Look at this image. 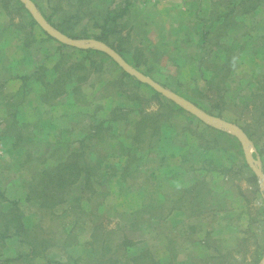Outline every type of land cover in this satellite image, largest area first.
I'll return each mask as SVG.
<instances>
[{"label": "rangeland", "instance_id": "obj_1", "mask_svg": "<svg viewBox=\"0 0 264 264\" xmlns=\"http://www.w3.org/2000/svg\"><path fill=\"white\" fill-rule=\"evenodd\" d=\"M6 1L0 264H264V0L249 13L247 0H167L177 21L155 39L139 0H116L131 3L121 59L160 89L58 29L100 35L96 12L115 0H20L33 27ZM173 177L192 185L165 187ZM202 208L205 222L178 221Z\"/></svg>", "mask_w": 264, "mask_h": 264}, {"label": "trees", "instance_id": "obj_2", "mask_svg": "<svg viewBox=\"0 0 264 264\" xmlns=\"http://www.w3.org/2000/svg\"><path fill=\"white\" fill-rule=\"evenodd\" d=\"M87 0H80V5H87ZM246 1V0H243ZM248 2L252 3L250 5H252V7H245L247 9H245L246 13H249L251 11H253L256 7V4L260 3L262 0H247ZM7 4H9L11 7L7 6V8H5V13H7V15H11L12 16V12L15 10L18 14L23 15L24 18H28L30 19V27H33V25L36 24V22L32 19V16L30 15L29 11L26 9V7L22 4V2L20 0H8L6 1ZM242 2V0H241ZM131 8V3L124 1L122 3L117 4L116 0H115V8L110 9L107 8L106 10L103 11H98L96 12V17H95V22H97L95 24V27L101 31L100 35H96V36H83V37H76L73 36L72 33L70 31L65 30L63 27L58 26V29L65 35L74 38L76 40H89V39H94L96 41H100L103 42L105 44H107L111 49L115 50L119 55H121L122 57L124 56V54L126 53V51H124L123 47L125 44L124 40L128 39L129 37L126 36L124 34V27H122L121 21L124 17L127 16V14L129 13V10ZM8 9H12L8 10ZM95 12H91V16H93ZM101 19V22L99 23L98 19ZM50 21V20H49ZM28 24V27H29ZM27 28V27H26ZM88 52V51H85ZM135 67H139V64H135ZM125 76L129 77L128 74L125 73ZM79 169V168H78ZM49 171L48 170H44L42 172V176H49ZM257 181V179H256ZM68 182L70 183V180H68V178L66 176H64V174L61 175L60 179H59V184H57L58 189L59 190H64V188L67 186ZM43 181H40V185H43ZM36 188L31 187V191H35ZM31 195V194H30ZM32 196H29L28 199H31ZM47 201H43L41 202V207H50V205L46 204ZM56 201L53 200L52 204H55ZM12 208L9 209V212L11 210H13V206L18 205L17 202L13 203L12 202ZM57 204V203H56ZM17 207V206H16ZM17 209V208H16ZM19 209V208H18ZM20 212V209H19ZM34 256V255H32Z\"/></svg>", "mask_w": 264, "mask_h": 264}, {"label": "crops", "instance_id": "obj_3", "mask_svg": "<svg viewBox=\"0 0 264 264\" xmlns=\"http://www.w3.org/2000/svg\"><path fill=\"white\" fill-rule=\"evenodd\" d=\"M139 8L137 9V11H140V13H143V15L140 17L141 20H139V22H137L138 26H140L142 24L143 27V39L145 38H150V39H155V37L157 36V38L159 37L160 34H162L163 32H165L164 27H166V25L168 26L169 24H173L174 21H177L176 19V8L178 6V4L176 2H168L167 0H139L136 4ZM135 9V8H134ZM145 22H147L148 26L145 24ZM150 28H152V30H150ZM135 30V28H134ZM156 38V39H157ZM186 176V175H185ZM164 179V178H162ZM165 187L167 186L170 187L171 190H175L177 192L186 189V187H189L192 185L191 182H188V180L182 181V182H177L176 178H167L165 179ZM202 197H200L201 199ZM202 201V200H200ZM203 201H207V198H203ZM206 203V202H205ZM204 207H206V205L204 204ZM209 210L207 208H202L200 213H196V214H189L188 210H183V212H179L178 215V221L180 223H182L181 217H184L185 222L187 221H191L193 220L194 223H197L198 225L200 224V222H205V219L209 218L210 216ZM204 225V224H203ZM209 231V229H208ZM223 231H226L225 229H223ZM229 231V230H228ZM231 232L229 231L228 234H230ZM230 237V236H229ZM80 237H77V239L79 240ZM81 239V238H80ZM229 240V238H228ZM79 243V244H78ZM75 243L76 244V248H74V250L78 249L79 251H86L87 247L85 244H81L80 242ZM229 247V246H227ZM65 250L70 249V244L69 242H67V244L65 245ZM68 255H64V253H61L59 257H57L56 261H58L61 264H67L68 262ZM47 258L49 257V255L46 256ZM51 257V256H50ZM40 259H44L40 258ZM40 259H38L37 263H41ZM48 264V263H47Z\"/></svg>", "mask_w": 264, "mask_h": 264}, {"label": "water", "instance_id": "obj_4", "mask_svg": "<svg viewBox=\"0 0 264 264\" xmlns=\"http://www.w3.org/2000/svg\"><path fill=\"white\" fill-rule=\"evenodd\" d=\"M31 11H32L33 15L37 18L36 14H35V11H34L33 9H31ZM37 20H39V18H37ZM40 23H41V22H40ZM57 35H58V33H57ZM58 36H60L62 39H64V40H65L68 44H70V45H73V46H76V47L83 48V47H81L77 42L72 41L71 39H68L67 37H65V36H63V35H61V34H59ZM100 47L103 48L104 50H106L107 52H109L110 55H112L113 57H115V59H116L121 65L124 66V68L127 70V72H129L130 74H133V73H134V72L132 71V68H131L130 66H128L127 64L124 63V61L121 59V56H120V55H118L116 52H114V51H113L112 49H110V48H107V47L102 46V45H101ZM134 74H135L137 77H139L140 79H142L143 81L148 82L149 84H151V85L154 86V87H157L152 81H150V80H146L143 76H140V75H138L137 73H134ZM157 88H158V87H157ZM158 89H160V88H158ZM204 117L207 118V119H209V120H212V121H220V120L215 119V118H212V117H210V116H208V115H204ZM234 133H235L236 136H238V137L241 139V141H243V138H241L240 134H239L237 131H235ZM251 161H252V160H251ZM258 174H259L260 177H263V175H262L260 172H258Z\"/></svg>", "mask_w": 264, "mask_h": 264}]
</instances>
